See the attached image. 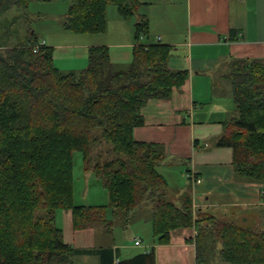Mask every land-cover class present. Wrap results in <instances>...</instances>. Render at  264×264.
I'll use <instances>...</instances> for the list:
<instances>
[{
    "label": "trees",
    "instance_id": "16d2710c",
    "mask_svg": "<svg viewBox=\"0 0 264 264\" xmlns=\"http://www.w3.org/2000/svg\"><path fill=\"white\" fill-rule=\"evenodd\" d=\"M32 1L0 0V264H75L77 255L92 253L101 264H113L111 248L74 247L57 223V212L71 209L75 229L112 230L105 205L75 203L77 151L84 169L102 180L110 206L128 217L150 207L157 242L168 243L172 230L194 226L199 260L218 251L224 262L264 264L263 228L196 211L191 195L180 203L168 198L167 179L158 169L164 146L134 137L144 123V105L169 98L189 77L187 70L169 67L170 45L140 42L150 27L141 14L144 2L68 0L63 27L77 33H105L110 5L124 19L139 18L129 64L116 66L109 47L92 46L86 68L65 72L55 65L54 48L34 30L15 44L8 40L19 33L12 24L23 15L3 16ZM227 78L236 108L216 144L233 149L239 178L264 183V57L234 59ZM117 264H154V256L138 254Z\"/></svg>",
    "mask_w": 264,
    "mask_h": 264
},
{
    "label": "crops",
    "instance_id": "0c3cea01",
    "mask_svg": "<svg viewBox=\"0 0 264 264\" xmlns=\"http://www.w3.org/2000/svg\"><path fill=\"white\" fill-rule=\"evenodd\" d=\"M142 1L141 14L148 17L150 27L140 42L170 45L169 67L187 70L189 77L169 98L150 99L144 105V123L135 127V139L164 146L165 159L158 169L167 179L168 198L180 203L191 195L196 211H208L222 220L264 229V183L239 178L233 165V149L216 144L223 134L224 122L236 108L227 78L233 60L264 57V0ZM114 26L110 39L107 28L103 34H89L79 44H63L59 48L77 62L63 65L54 59L55 65L65 72L86 68L92 46L109 47L116 66L129 64L137 44L135 24L134 33L118 22ZM52 47L55 57L56 48ZM79 47L86 61L80 60L78 53L73 56L69 49ZM193 168L202 178L199 183L188 176ZM85 172L86 182H102L94 172ZM107 196L106 211L110 208L113 220L111 231L101 225L77 230L71 209L57 212V223L63 228L66 243L82 249L111 248L113 264L143 253L152 254L154 264H233L222 261L219 255L212 257L211 253L206 254L205 261L199 260L194 226L172 230L168 243L157 242L151 211L144 214L143 208L128 217L110 206L108 192ZM83 205L99 206L90 202ZM122 216L125 225L118 222ZM118 227L136 233L133 244L120 243ZM138 238L140 245L135 244ZM74 263L101 264V257L81 254Z\"/></svg>",
    "mask_w": 264,
    "mask_h": 264
},
{
    "label": "rangeland",
    "instance_id": "374dc122",
    "mask_svg": "<svg viewBox=\"0 0 264 264\" xmlns=\"http://www.w3.org/2000/svg\"><path fill=\"white\" fill-rule=\"evenodd\" d=\"M69 2L68 0H53L50 2L45 1H32L30 6L27 9L20 10L16 9L12 11L10 14L3 16V18H13L18 14L21 19L15 20L12 24L13 30H17L19 33L12 32V35L9 37L11 44H15L19 40L22 41L26 36L27 31L32 29L35 31V35L39 40H45L46 44L55 46V57L57 59V63L59 64H68V63H76V60H73L71 55L67 58L65 52L61 50L59 47L63 44H79L80 42H84L83 39L90 37L88 33H77L71 30H67L63 27V21L65 20L66 14L68 12ZM21 13H26L21 14ZM15 15V16H14ZM119 12L115 5H110L108 7V31H113L115 29V23H120L128 30H133L134 33V24L138 21L139 16L135 15L133 18L128 19L127 21L122 18L119 19ZM3 21V20H2ZM1 22V21H0ZM11 27V28H12ZM7 29H10L7 27ZM103 37V36H101ZM111 38V33L109 34V39ZM133 38V36H132ZM27 40V39H25ZM24 42V41H23ZM26 42V41H25ZM70 51H73L74 54L78 53L80 60H87L85 57L82 47L74 48ZM61 68V67H60ZM65 69V68H63ZM75 166H74V198L76 204H84V202H90L96 205H106L108 204V196L107 192L102 184L97 180L90 181V183L85 180V169L83 164V155L80 151H77L74 156ZM101 181V180H100ZM108 209V206H106ZM150 211V207L146 206L143 209V213H147ZM107 216L109 219H112V213L109 208L107 211ZM119 223L125 225V217L122 216ZM117 223V225L119 224ZM117 229L120 230V243L124 245L133 244V237H135L136 233H131L129 231L124 230L121 227ZM137 232V231H135ZM141 236L142 233H137ZM151 235V234H150ZM144 237V236H143ZM218 254H212V257H215Z\"/></svg>",
    "mask_w": 264,
    "mask_h": 264
},
{
    "label": "built area",
    "instance_id": "2783aa9c",
    "mask_svg": "<svg viewBox=\"0 0 264 264\" xmlns=\"http://www.w3.org/2000/svg\"><path fill=\"white\" fill-rule=\"evenodd\" d=\"M43 43H45V42L43 41ZM36 48H37V47H36ZM188 176H189L194 182L199 183V182L202 181V178L199 176V173H198V171H197L196 168H193L191 171H189ZM135 244H136V245H140V244H141V239H139V238L136 239V240H135Z\"/></svg>",
    "mask_w": 264,
    "mask_h": 264
}]
</instances>
